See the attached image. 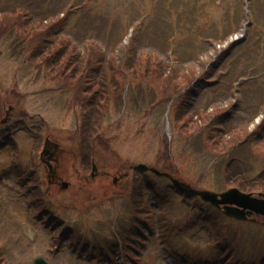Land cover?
<instances>
[{
	"label": "rangeland",
	"instance_id": "374dc122",
	"mask_svg": "<svg viewBox=\"0 0 264 264\" xmlns=\"http://www.w3.org/2000/svg\"><path fill=\"white\" fill-rule=\"evenodd\" d=\"M51 3L0 0V10L19 9L29 21L48 24L67 12L57 33L80 48L93 39L129 62L143 52L157 54L167 73L173 65L197 77L213 63L217 81L198 79L166 98L138 74L91 132L85 114L97 88L83 99L67 79L45 78L13 49L17 35L0 32V264H33L38 256L50 264H264V217L243 221L212 210L151 169L198 189L236 186L197 139L176 129L187 109L177 99L190 91L192 111L228 108L212 122L229 128L248 123L250 133L262 126L255 137L264 142V0ZM242 26L246 38L230 53L220 50ZM47 136L66 151L57 164L67 190L50 184L41 160Z\"/></svg>",
	"mask_w": 264,
	"mask_h": 264
},
{
	"label": "trees",
	"instance_id": "16d2710c",
	"mask_svg": "<svg viewBox=\"0 0 264 264\" xmlns=\"http://www.w3.org/2000/svg\"><path fill=\"white\" fill-rule=\"evenodd\" d=\"M253 16L251 13L247 18L252 20ZM64 22L65 18L51 24L44 19L29 21L19 9L0 10V32L17 35L13 49L24 53L26 61L36 67L45 78L57 82L61 78L67 79L77 86V93L83 99L89 90L97 88L95 96L88 101L89 110L85 114V128L88 131L92 132L93 128L101 123L111 99L116 97L123 101V85L130 87L126 84L127 81L136 78L138 74L151 91L160 90L166 98L176 95L186 84L191 87L198 79L208 83L217 81L212 78L215 69L213 63L209 64L206 73L197 77L194 70H183L180 73L173 65L167 73L164 69L168 64L157 54L149 56L143 52L139 58L129 62L120 60L112 50L108 55L103 45L93 39L84 41L83 47L80 48L68 35L57 33V29L61 24L63 26ZM234 45L227 52L230 53ZM130 47L131 44L127 46L126 51ZM189 92L177 99L178 104L187 109L175 120L176 129L188 135L190 141L197 139L195 141L202 145L201 149L215 157V167L226 176L227 182H234L245 191L264 192V142L259 140L262 137H255V133L262 130L264 120L261 127L259 126L260 129L251 133L248 123L235 128L213 123L214 117L228 108L219 106L209 114L204 108L192 111ZM247 163L251 164L246 165ZM211 208L219 211L217 208ZM216 229L218 239L223 240L224 230L221 226Z\"/></svg>",
	"mask_w": 264,
	"mask_h": 264
},
{
	"label": "water",
	"instance_id": "95a60500",
	"mask_svg": "<svg viewBox=\"0 0 264 264\" xmlns=\"http://www.w3.org/2000/svg\"><path fill=\"white\" fill-rule=\"evenodd\" d=\"M49 139L47 138L45 149L42 153H46V147ZM141 166H144L143 164ZM94 165V170H96ZM152 170L159 174L170 178L173 184L183 190L200 196L204 201L209 202L216 207L223 209L226 215L239 220H251L256 222V216H264V193L255 195L251 192H244L238 187H232L223 192H216L209 189H197L190 183L174 177L172 174L161 171L155 167ZM33 264H50L44 257L39 256L34 259Z\"/></svg>",
	"mask_w": 264,
	"mask_h": 264
},
{
	"label": "flooded vegetation",
	"instance_id": "af4514ba",
	"mask_svg": "<svg viewBox=\"0 0 264 264\" xmlns=\"http://www.w3.org/2000/svg\"><path fill=\"white\" fill-rule=\"evenodd\" d=\"M48 156L45 157V160L51 161L53 163V168L51 171H48L50 176V184L52 185H59L62 186L63 183V174L60 171L59 161L61 160L62 156L66 155V151L62 146H55L54 144H50L48 148Z\"/></svg>",
	"mask_w": 264,
	"mask_h": 264
}]
</instances>
